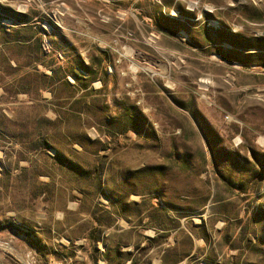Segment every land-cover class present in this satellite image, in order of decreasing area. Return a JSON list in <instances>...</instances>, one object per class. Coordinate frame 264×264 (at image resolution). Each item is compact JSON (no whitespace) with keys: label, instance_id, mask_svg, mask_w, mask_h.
I'll use <instances>...</instances> for the list:
<instances>
[{"label":"rangeland","instance_id":"obj_1","mask_svg":"<svg viewBox=\"0 0 264 264\" xmlns=\"http://www.w3.org/2000/svg\"><path fill=\"white\" fill-rule=\"evenodd\" d=\"M0 264H264V0H0Z\"/></svg>","mask_w":264,"mask_h":264}]
</instances>
